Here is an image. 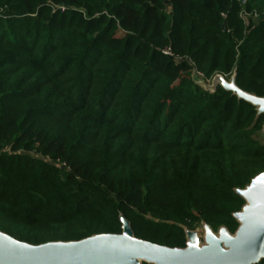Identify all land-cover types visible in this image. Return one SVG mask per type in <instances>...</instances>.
Returning <instances> with one entry per match:
<instances>
[{"label": "trees", "instance_id": "obj_1", "mask_svg": "<svg viewBox=\"0 0 264 264\" xmlns=\"http://www.w3.org/2000/svg\"><path fill=\"white\" fill-rule=\"evenodd\" d=\"M195 71L264 97V0H0V230L78 241L123 215L170 247L202 223L235 233L264 113Z\"/></svg>", "mask_w": 264, "mask_h": 264}, {"label": "water", "instance_id": "obj_2", "mask_svg": "<svg viewBox=\"0 0 264 264\" xmlns=\"http://www.w3.org/2000/svg\"><path fill=\"white\" fill-rule=\"evenodd\" d=\"M195 72L194 80L202 85ZM214 80L211 88L204 89L212 92L221 84L256 106L258 114L264 113V97L241 89L236 84V73L230 82L222 74H216ZM238 192L246 200L243 209L235 213L239 228L235 233L226 227L214 231L210 225L202 223L207 228L209 242L205 249L200 248L196 229L186 230L187 241L183 248L138 238L122 215V233H101L78 241L33 244L0 230V264H257L264 258V172ZM217 233L223 234L230 249L222 248ZM230 234L236 237L230 238Z\"/></svg>", "mask_w": 264, "mask_h": 264}, {"label": "rangeland", "instance_id": "obj_3", "mask_svg": "<svg viewBox=\"0 0 264 264\" xmlns=\"http://www.w3.org/2000/svg\"><path fill=\"white\" fill-rule=\"evenodd\" d=\"M245 2H246L245 0H242V4L243 5L245 4ZM243 15H244V17L246 18L247 21L258 22V20H259V16H258L257 13L252 15V14H248V13L243 12ZM195 73L197 75L198 80L202 81V85H200V87H202V88H204V87L211 88V86L214 85V82H215L214 77L215 76H212V77L208 78L201 71H198V73L197 72H195ZM222 75H223L224 79L226 81H228V82L231 81L232 76H233L232 73L231 74H222ZM217 80H219V79H216V81ZM262 124H263L262 125L263 126L262 129L260 131L256 132L254 134V137L257 140H259L260 142L264 143V120H263ZM194 232L197 233V235H198V237L200 239V248L201 249L207 248L209 246V242L207 241V228H206V226H204L203 224H199ZM217 236L221 240L222 248L224 250L230 249L231 246L228 244V242L224 238L223 234L217 233ZM229 237L230 238H234V237H236V234H230Z\"/></svg>", "mask_w": 264, "mask_h": 264}, {"label": "built area", "instance_id": "obj_4", "mask_svg": "<svg viewBox=\"0 0 264 264\" xmlns=\"http://www.w3.org/2000/svg\"><path fill=\"white\" fill-rule=\"evenodd\" d=\"M246 1V0H245ZM165 53H167V54H172V52L170 51V49H166L165 50ZM197 73H198V71H196Z\"/></svg>", "mask_w": 264, "mask_h": 264}]
</instances>
